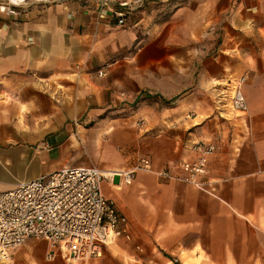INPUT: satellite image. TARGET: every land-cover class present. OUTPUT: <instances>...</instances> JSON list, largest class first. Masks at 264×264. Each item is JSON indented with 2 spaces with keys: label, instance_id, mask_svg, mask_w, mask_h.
I'll return each instance as SVG.
<instances>
[{
  "label": "crops",
  "instance_id": "0c3cea01",
  "mask_svg": "<svg viewBox=\"0 0 264 264\" xmlns=\"http://www.w3.org/2000/svg\"><path fill=\"white\" fill-rule=\"evenodd\" d=\"M72 1L0 20V193L147 159L150 172L104 196L129 240L84 264H264V0H158L124 26L97 0ZM243 75L246 112L220 118L214 99ZM198 144L215 146L211 195L158 176ZM46 251L30 239L9 264H65Z\"/></svg>",
  "mask_w": 264,
  "mask_h": 264
},
{
  "label": "built area",
  "instance_id": "2783aa9c",
  "mask_svg": "<svg viewBox=\"0 0 264 264\" xmlns=\"http://www.w3.org/2000/svg\"><path fill=\"white\" fill-rule=\"evenodd\" d=\"M158 0H97L99 7H109L117 26H124L132 14L154 5ZM50 3L74 4L72 0H2L0 20L15 19L19 12L31 5ZM97 76H103L102 71ZM246 77L229 80L222 86L232 114L246 112L242 87ZM195 157L177 165L175 173L158 174L167 181H179L212 194L205 180L213 144H198L191 149ZM147 159L128 171H107L96 168H62L46 176L25 182L0 193V263H8L10 254L30 239L47 244L44 259L57 258L65 264L97 260L104 247L120 237L129 240L128 222L116 210L114 202L102 194V183L115 186L129 184L136 172H150ZM117 185V184H116Z\"/></svg>",
  "mask_w": 264,
  "mask_h": 264
},
{
  "label": "rangeland",
  "instance_id": "374dc122",
  "mask_svg": "<svg viewBox=\"0 0 264 264\" xmlns=\"http://www.w3.org/2000/svg\"><path fill=\"white\" fill-rule=\"evenodd\" d=\"M0 1H2V0H0ZM157 3H158V1L154 4V6H156ZM139 46L140 45L138 43L134 44L133 49H132L133 53H135L138 50ZM223 94H224V92H219L218 96L214 99V105L216 106L215 110H216L217 115L220 118L225 119L227 121L234 120L235 118L240 117L241 115H243V114H240V113H236V114H232L231 113V111L229 110L228 102H227L226 98H223L224 97ZM114 184L118 185L119 182L117 180H115ZM121 186H123V185H121ZM102 193L104 194V196H107V195L110 196L113 193L112 188L108 185L107 182H103L102 183ZM101 259H102V257L97 259V260L79 261V262H76L74 264H84V263H88V262H91V261H100ZM2 264H9V262L8 263H2Z\"/></svg>",
  "mask_w": 264,
  "mask_h": 264
},
{
  "label": "bare ground",
  "instance_id": "6f19581e",
  "mask_svg": "<svg viewBox=\"0 0 264 264\" xmlns=\"http://www.w3.org/2000/svg\"><path fill=\"white\" fill-rule=\"evenodd\" d=\"M105 173V175H108V174H106L107 173V171L106 172H104Z\"/></svg>",
  "mask_w": 264,
  "mask_h": 264
}]
</instances>
